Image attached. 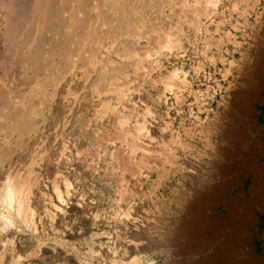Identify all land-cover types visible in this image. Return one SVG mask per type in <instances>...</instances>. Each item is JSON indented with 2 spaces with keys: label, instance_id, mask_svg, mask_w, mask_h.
Segmentation results:
<instances>
[{
  "label": "rangeland",
  "instance_id": "rangeland-1",
  "mask_svg": "<svg viewBox=\"0 0 264 264\" xmlns=\"http://www.w3.org/2000/svg\"><path fill=\"white\" fill-rule=\"evenodd\" d=\"M0 264H264V0H0Z\"/></svg>",
  "mask_w": 264,
  "mask_h": 264
},
{
  "label": "bare ground",
  "instance_id": "bare-ground-1",
  "mask_svg": "<svg viewBox=\"0 0 264 264\" xmlns=\"http://www.w3.org/2000/svg\"><path fill=\"white\" fill-rule=\"evenodd\" d=\"M28 1V0H27ZM41 2V1H40ZM25 3V2H24ZM43 4V3H42ZM89 18V17H88ZM26 20V19H25ZM28 21V20H27ZM63 24V23H62ZM62 26V25H61ZM44 28V27H43ZM26 30V29H25ZM42 31V30H41ZM17 190V189H15ZM15 192H14V188L11 187V185L7 186L6 188V192H5V196L7 198V200H12L14 198Z\"/></svg>",
  "mask_w": 264,
  "mask_h": 264
}]
</instances>
